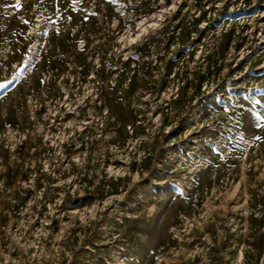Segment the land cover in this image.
Returning <instances> with one entry per match:
<instances>
[{
	"label": "rangeland",
	"instance_id": "obj_1",
	"mask_svg": "<svg viewBox=\"0 0 264 264\" xmlns=\"http://www.w3.org/2000/svg\"><path fill=\"white\" fill-rule=\"evenodd\" d=\"M0 264H264V0H0Z\"/></svg>",
	"mask_w": 264,
	"mask_h": 264
},
{
	"label": "bare ground",
	"instance_id": "obj_2",
	"mask_svg": "<svg viewBox=\"0 0 264 264\" xmlns=\"http://www.w3.org/2000/svg\"><path fill=\"white\" fill-rule=\"evenodd\" d=\"M36 48V47H35Z\"/></svg>",
	"mask_w": 264,
	"mask_h": 264
}]
</instances>
